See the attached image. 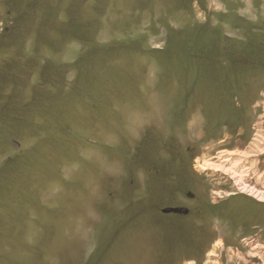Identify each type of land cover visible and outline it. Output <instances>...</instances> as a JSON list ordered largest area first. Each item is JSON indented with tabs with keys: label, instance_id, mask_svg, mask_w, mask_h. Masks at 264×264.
I'll use <instances>...</instances> for the list:
<instances>
[{
	"label": "rangeland",
	"instance_id": "obj_1",
	"mask_svg": "<svg viewBox=\"0 0 264 264\" xmlns=\"http://www.w3.org/2000/svg\"><path fill=\"white\" fill-rule=\"evenodd\" d=\"M263 202L264 0H0V264H264Z\"/></svg>",
	"mask_w": 264,
	"mask_h": 264
},
{
	"label": "flooded vegetation",
	"instance_id": "obj_2",
	"mask_svg": "<svg viewBox=\"0 0 264 264\" xmlns=\"http://www.w3.org/2000/svg\"><path fill=\"white\" fill-rule=\"evenodd\" d=\"M160 172V171H159ZM165 177V176H164ZM167 178V177H166ZM168 179V178H167ZM186 193L187 192H185V196H186V198H188V199H190V198H193V194H192V196L191 197H189V196H187L186 195ZM234 194V193H233ZM237 194V192H235V195ZM238 197V196H237ZM231 198L230 197H227V198H222V199H219V200H211V202L209 203V207H211V215H213L212 216V218H211V221H212V223L215 225V226H219L222 230H223V232L224 233H232L233 232V230H234V227H230V226H228V225H230V224H233V221H234V223L236 224V226H235V228H236V230H237V228H240V226L242 225V224H238L237 223V221L236 220H234L233 218H231V217H228V219L231 221V223H229L225 218H223L222 217V215L220 214V212H222V211H225V209H226V203L230 200ZM258 200V199H257ZM260 201V200H259ZM260 202H262V201H260ZM264 203V202H263ZM225 208V209H224ZM189 213V212H188ZM187 213V214H188ZM186 214V215H187ZM224 224V227L223 226H221V224ZM208 229L209 230H212L209 226H208ZM213 229H215L216 230V228H213ZM228 229V230H227Z\"/></svg>",
	"mask_w": 264,
	"mask_h": 264
},
{
	"label": "water",
	"instance_id": "obj_3",
	"mask_svg": "<svg viewBox=\"0 0 264 264\" xmlns=\"http://www.w3.org/2000/svg\"><path fill=\"white\" fill-rule=\"evenodd\" d=\"M187 196H192V194L190 192H187L186 193ZM162 212L164 213H180V214H187L189 212L188 208H182V207H175V208H172V207H168V208H164L162 210Z\"/></svg>",
	"mask_w": 264,
	"mask_h": 264
},
{
	"label": "bare ground",
	"instance_id": "obj_4",
	"mask_svg": "<svg viewBox=\"0 0 264 264\" xmlns=\"http://www.w3.org/2000/svg\"><path fill=\"white\" fill-rule=\"evenodd\" d=\"M203 167H206L205 164L200 165V166H199V169H200V168H203ZM242 188L244 189L245 187L242 186ZM247 190H248L249 192L253 193V191H252L251 189H247ZM254 191H255V194H256V195H259V196L262 197V195H261L262 191H259V190H254ZM258 200H259V199H258ZM261 201H262V200H261Z\"/></svg>",
	"mask_w": 264,
	"mask_h": 264
}]
</instances>
